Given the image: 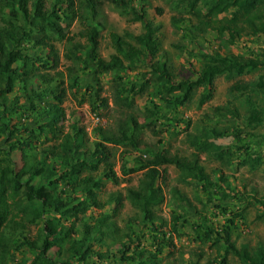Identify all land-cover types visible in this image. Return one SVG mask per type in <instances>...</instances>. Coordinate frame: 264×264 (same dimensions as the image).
Listing matches in <instances>:
<instances>
[{"label": "trees", "instance_id": "trees-1", "mask_svg": "<svg viewBox=\"0 0 264 264\" xmlns=\"http://www.w3.org/2000/svg\"><path fill=\"white\" fill-rule=\"evenodd\" d=\"M86 1L91 15L95 16L97 3L102 0ZM104 1L123 9L129 6L127 10L133 14L132 19L141 22L144 32L137 35L111 32L116 52L106 60L97 52L98 28L92 26L86 34L88 43L84 52L78 53L81 44H75L74 49L65 54L74 63L67 66L68 87L61 85L64 81L60 80L53 88L55 76L47 70L55 69L59 62L53 41L65 37L62 22L76 13V0H51L49 8H46L45 0H0V264H12L11 256L20 251L30 253L28 264H105L118 253L113 264H157L171 242V236L155 215V207L165 199L163 186L158 182L163 164L174 165L180 171L182 181L201 183L207 202L199 200L204 205L229 196L195 153L192 157L169 155L160 147L148 158L141 153L132 160V166L124 161L122 173L145 171L142 187L128 190V197L142 211V221L130 220L128 231L118 245V253L102 252L97 248L106 246L107 239L116 236V230L113 232L111 228L114 226L110 223V213L88 214L91 209L102 210L110 206L111 200H102L99 193L104 188V180L118 179L107 143H129L137 149L138 132L132 122L125 121L121 123L119 136L95 140L93 149L88 150L83 143L86 131L78 120L70 122L65 131L60 122L67 117L61 103L68 88L79 87L80 73L76 72V65L91 69L92 84L87 89L92 95V109H97L100 102L105 103L95 82L99 81L101 72H109L116 85L115 99L125 108L132 107L136 94L146 91L151 83L157 84L160 88L158 101L148 106L147 117L156 121L161 110L169 109L168 123L174 119L179 107L190 99L195 86L204 87L200 98L203 103L212 95L211 86L216 76L248 74L264 68V46L255 48L247 42L250 37L264 34V0H201L200 5L195 4L198 0L194 3L176 0L177 7L182 6L187 12L195 9L197 15V22L190 23L184 30L185 37L198 38L205 32H212L213 37L220 40V46L243 42L242 50L237 54L204 51L200 45L188 49L190 55L205 59L202 68L196 72V81L178 80L167 60H153L160 51V25L148 19L143 0H139V6H130L129 0ZM178 19L174 17L173 23L181 28ZM126 37H132L136 44ZM22 41L30 42L33 47L41 45L47 51L32 56L21 46ZM137 62H144L150 70L143 73L142 83L130 77L124 80L122 71ZM59 73L63 75V71ZM85 73L89 74V71ZM41 82L47 86L41 87ZM229 90L233 96L264 93V75L256 80H237ZM21 98H25L24 103L20 102ZM25 111L28 112L27 119H33V123L13 122L15 114ZM228 113L238 119V108L233 102L216 106V118ZM263 115L262 110L253 107L245 118L246 125L255 128L264 122ZM230 133L233 137L231 145L243 152L242 164L257 166L263 156L260 151L251 150L250 132L236 127ZM211 138L205 133L200 143L217 154H226L228 148ZM101 163L103 167L99 172ZM225 179L219 177V180ZM111 199L118 201L114 196ZM178 199L189 201L183 195ZM253 199L262 206L260 217L264 220V196H253ZM214 205L230 215L221 227L209 222L202 214L200 220L192 223L185 214L173 209L171 234H179L181 227L189 226L201 242L218 247L223 243L225 251L222 253L219 249L217 258L210 264L213 261L228 264V254L237 256L242 264H264L263 246L250 249L247 244L237 246L232 241V228L236 219L244 215L243 211L234 205ZM33 226L35 232L31 234ZM145 239L149 247L144 245Z\"/></svg>", "mask_w": 264, "mask_h": 264}, {"label": "rangeland", "instance_id": "rangeland-1", "mask_svg": "<svg viewBox=\"0 0 264 264\" xmlns=\"http://www.w3.org/2000/svg\"><path fill=\"white\" fill-rule=\"evenodd\" d=\"M147 11V17L153 24L160 25L158 30V40L160 42V51L158 56L153 60L165 59L168 62L170 70L178 80L191 79L196 81L198 70L204 65L205 59L195 57L188 53V49L200 45L204 51H219L220 53H240L242 43L238 42L229 46H220V40L213 37L212 32H205L200 37H185L184 30L190 23L197 22L196 11L191 12L184 10L182 6H176V0H143ZM195 0H191L194 3ZM130 6H139V0H129ZM46 8L50 7L51 0H45ZM198 0L195 4H201ZM76 13L66 21L62 22L64 27V38L54 40V45L59 53V62L55 69H47L55 80L52 87L55 88L60 80L64 81L65 87H68L69 78L67 77V66L74 64L72 60L66 58L65 54L74 49L75 44H81L78 48L84 52V46L88 43L87 32L92 26L98 28V45L97 52L100 57L108 60L116 52L111 40V32H118L124 35L130 32L133 35L144 32L140 21L132 19L133 14L127 9L119 7L110 1H100L96 6V15L92 16L87 7L86 0H76ZM174 17H179V25L176 27L173 23ZM182 18V19H181ZM185 19V20H184ZM184 20V21H182ZM186 21V22H185ZM229 37V34H227ZM39 37V35H38ZM129 42L136 44L132 37H126ZM249 45L255 48L264 46V34L247 39ZM21 46L30 55H41L47 49L41 45L33 47L30 42L22 41ZM214 59H217L218 57ZM128 65V61L125 62ZM76 72L80 73L78 89H67L64 101L61 105L66 111L67 119L60 123L68 131L70 122L79 121V125L84 127L86 133L83 135V143L88 150L94 147V141L100 140L104 136L121 134V123L129 121L138 132L137 141L139 147L133 148L129 143L108 142L111 152L110 160L114 162V169L117 172V181L104 180V188L100 191L99 196L102 200H111L110 206L102 210L91 209L88 214L98 215L101 211L111 214L110 223L115 232V239H107L106 246L98 247L102 252L112 250L118 253V245L124 233L128 231L127 227L130 220L142 221V211L128 197L130 188L140 189L145 181L144 170H138L131 174L122 173V165L127 161L132 166V160L139 154L143 153L145 157H150L152 151L158 147L164 148L169 155H179L182 157H192L198 155L200 162L206 167L210 176L219 182L229 196L221 200L213 199L212 203L207 202L206 195L201 190V183L184 182L181 180L180 171L171 164L160 166L161 176L158 182L163 186L165 195L164 201L155 207V215L158 223L163 224V229L171 236L169 248L160 255L157 264H210L209 262L217 258L219 249L223 253L225 245L215 246L210 242H201L197 239L195 233L189 226L181 227L180 233L171 234V214L173 209H177L185 214L187 218L194 223L201 219V215L208 217V221L221 227L225 223V218L230 216L224 213L221 208L214 204L233 205L243 211L244 215L236 219V225L232 228V241L237 246L247 244L250 249L258 246L264 247V220L260 217L262 206L253 199L264 196V122L255 128H250L245 123V118L249 111L254 107L260 109L264 114V93L256 92L252 94L233 96L230 92V86L237 80H256L259 76L264 75V68L256 69L248 74H231L218 75L215 77L211 86V97L200 103L201 95L204 91L202 85L195 86L190 99L181 105L174 119L168 123L171 115L169 109L161 110L158 113L156 121L147 117L148 106L153 105V101H158L160 88L157 84L151 83L146 91L136 94L132 107L125 108L116 101V85L109 72H101L98 75L99 81L95 82V87L101 89L100 97L105 99V103L97 106V109L91 108L90 97H92L88 86L92 84L90 68L82 69L81 65H76ZM63 71V75L59 72ZM89 71L88 73H85ZM149 67L144 62H137L134 66H126L121 75L124 80L128 77L134 81L142 83L143 73L149 72ZM153 82V81H152ZM41 87H46L45 82L40 83ZM60 86V85H58ZM12 97V95H9ZM10 97V98H11ZM21 103L25 98H21ZM228 102H233L238 108V119H233L228 113L227 116L216 118V106H223ZM30 113V112H29ZM28 112L14 115L13 122L33 123V119H27ZM264 118V115H263ZM136 122V123H135ZM236 127L243 128L250 132L251 139L249 144L251 150L260 151L262 160L257 166L242 164L243 152L236 150L232 144V135ZM207 133L211 140L223 144L227 153H215L205 144L200 143V138ZM41 146L38 145V149ZM103 164L99 166V172ZM224 176L225 180H219ZM219 188V186H216ZM176 191V195L174 194ZM242 191V192H241ZM221 194V192H220ZM185 196L189 201L179 200V196ZM117 197L118 201L111 199ZM31 234H34L35 227H31ZM147 239L144 245L149 247ZM152 248V246H150ZM110 252V251H109ZM117 257H111L105 261V264L114 263ZM11 263L28 264L30 262V253L14 252L11 256ZM228 264H242L237 256L228 254ZM220 260V257H219ZM211 264H219L212 262Z\"/></svg>", "mask_w": 264, "mask_h": 264}]
</instances>
